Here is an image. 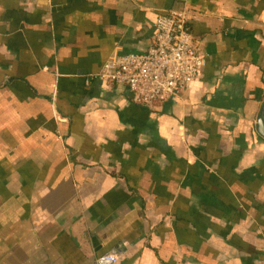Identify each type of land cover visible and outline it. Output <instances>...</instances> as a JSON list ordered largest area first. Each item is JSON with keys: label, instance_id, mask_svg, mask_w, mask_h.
Wrapping results in <instances>:
<instances>
[{"label": "crops", "instance_id": "obj_1", "mask_svg": "<svg viewBox=\"0 0 264 264\" xmlns=\"http://www.w3.org/2000/svg\"><path fill=\"white\" fill-rule=\"evenodd\" d=\"M182 12L189 87L96 79ZM263 100V0H0V264H264Z\"/></svg>", "mask_w": 264, "mask_h": 264}, {"label": "built area", "instance_id": "obj_2", "mask_svg": "<svg viewBox=\"0 0 264 264\" xmlns=\"http://www.w3.org/2000/svg\"><path fill=\"white\" fill-rule=\"evenodd\" d=\"M264 1V0H263ZM152 43L143 53L110 57L96 79L123 86L144 106L162 103L194 83L206 60L192 43L189 17L185 12L156 16ZM113 253L101 255L96 264H117Z\"/></svg>", "mask_w": 264, "mask_h": 264}, {"label": "water", "instance_id": "obj_3", "mask_svg": "<svg viewBox=\"0 0 264 264\" xmlns=\"http://www.w3.org/2000/svg\"><path fill=\"white\" fill-rule=\"evenodd\" d=\"M255 131L264 140V100L255 118Z\"/></svg>", "mask_w": 264, "mask_h": 264}]
</instances>
